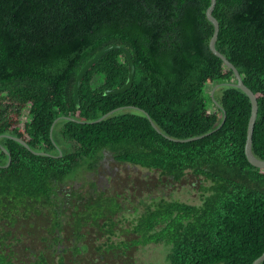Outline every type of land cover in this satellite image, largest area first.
Listing matches in <instances>:
<instances>
[{"label":"trees","instance_id":"1","mask_svg":"<svg viewBox=\"0 0 264 264\" xmlns=\"http://www.w3.org/2000/svg\"><path fill=\"white\" fill-rule=\"evenodd\" d=\"M209 5L210 0H0V264H80L79 252L89 250L84 228L114 235L122 212L118 201L98 192L95 198L71 192L59 197L80 169L95 170L106 153L173 183L194 177L204 184L200 203L160 198L147 205L132 223L137 247L162 244L167 264H253L263 254L264 169L253 166L245 152L250 99L228 85L209 96L212 109L206 97L208 88L211 93L218 84L235 82L233 70L210 49ZM213 14L220 24L216 48L258 99L253 153L264 160V0H217ZM116 44L132 54V87L106 94L122 88L129 76L124 52L113 50L84 76L77 104L79 71ZM126 106L149 113L161 133L133 109L92 123ZM224 111L225 122L214 131ZM65 116L81 122L61 119L51 136L54 121ZM4 135L53 156L36 155ZM3 147L11 153L8 167ZM70 195L76 197L71 225L77 256H17L12 228L42 209L54 210L53 241L62 244L55 208Z\"/></svg>","mask_w":264,"mask_h":264},{"label":"rangeland","instance_id":"2","mask_svg":"<svg viewBox=\"0 0 264 264\" xmlns=\"http://www.w3.org/2000/svg\"><path fill=\"white\" fill-rule=\"evenodd\" d=\"M210 90L211 88L207 89L206 97L212 109L213 105L209 99V96L212 97V91L208 93ZM27 114L26 110L24 116ZM202 186H204L203 182L194 177L184 179L181 183L170 182L161 178L157 172L120 164L110 153H106L95 170L80 169L75 178L63 185L59 191L60 198H64L67 192L68 194L70 192L81 195L90 194L93 198L96 196L94 192L104 193L109 196L106 201L116 200L121 204L122 212L114 220V235H110L109 239L105 230L99 231L95 227L87 226L83 229L86 236L83 242L89 246V250L87 252L85 249L82 250L84 253L78 255L81 257L76 259H81L80 264H167L166 248L162 244L150 243L136 247L139 243L134 242L130 256L120 258L118 255L121 252L117 250V247L108 253L104 247L108 244L135 240L132 223L146 210L147 205L155 200L165 198L190 204L200 203ZM75 198L70 195L64 199L66 200L64 206L55 208L59 211L58 219L61 228L57 231V235L61 236V239L63 237L62 244L58 245V241L52 240L54 210L42 209L39 214L31 215V218L22 220L17 227L12 228L16 238L13 241L16 255L24 258V256H36L45 251L48 256H77V252L73 251L76 244H73L72 236L74 235H72L71 225L75 221L74 209L71 206L72 202L76 203ZM58 200L59 204L60 199ZM101 256L105 258L102 259Z\"/></svg>","mask_w":264,"mask_h":264},{"label":"water","instance_id":"3","mask_svg":"<svg viewBox=\"0 0 264 264\" xmlns=\"http://www.w3.org/2000/svg\"><path fill=\"white\" fill-rule=\"evenodd\" d=\"M216 3L217 0H210V5L206 10V17L207 19L213 24L214 26V32L212 35V38L210 40L209 46L211 51L213 52L214 55H216L217 57H219L221 60L224 61V63L226 64V66L233 70L234 75H235V82H231V83H227V84H218L216 85L213 89H212V97L214 96L215 91L224 86V85H228L231 87H236L238 89H240L241 91H243L250 99L251 105H252V110H251V115H250V119H249V123H248V129H247V141H246V146H245V152H246V156L249 160V162L258 168H262L264 169V160L259 159L258 157L255 156V154L253 153V136H254V128H255V124L257 121V117H258V111H259V103H258V99L255 95V93L244 83L243 81V77L241 75V73L239 72V70L237 69V67L227 59V57L221 53L217 48H216V43L218 40V36H219V30H220V24L217 20V18L214 16L213 12L215 10L216 7ZM113 50H121L124 52L127 60H128V64H129V76H128V81L127 83L119 89H109L106 90V94L108 95H113V94H119L122 92H125L127 90H129L132 85H133V81H134V77H135V65L133 62V57L131 52L129 51V49L125 46L122 45H110L104 49H102L101 51H99L93 58H91L79 71L77 78H76V82H75V88H74V94H75V100L76 103L79 104V90H80V85L82 83V80L84 78V76L88 73V71L95 65V63L97 61H99L103 56H105L107 53H109L110 51ZM219 107L222 109V107L219 105ZM126 109H133V110H138L141 111L142 113H144L148 119L150 120V122L152 123V125L154 126V128L161 133L160 129L157 127V125L154 123V121L151 119V116L149 115V113H147L146 111H144L143 109L136 107V106H126V107H118L114 110H111L110 112L104 114L103 116H101L99 119H97L96 121L92 122H101L103 120H105L106 118L110 117L111 115H113L114 113L126 110ZM61 119H66V120H70V121H74V122H81L75 118L72 117H59L57 118L52 127H51V136L53 134L54 131V127L56 125V123L58 121H60ZM226 119V112L224 111V118L222 120V122L220 123V125L214 130H219ZM210 133H207L205 135H201V136H195V137H191V138H187V139H175V141H179V142H188V141H193V140H197L200 138H203ZM4 137L10 138L16 142H19L20 144H22L23 146H25V148L30 149L34 154L36 155H44V156H53L50 153H46V152H38V151H34L30 148V146L28 145L27 142H25L24 140H22L21 138L12 136V135H4ZM4 150V152L8 155V163L4 166V167H8L11 163V153L6 149V148H2ZM59 156H62V152L60 151ZM262 262H264V252L261 256H259L254 262L253 264H261Z\"/></svg>","mask_w":264,"mask_h":264},{"label":"flooded vegetation","instance_id":"4","mask_svg":"<svg viewBox=\"0 0 264 264\" xmlns=\"http://www.w3.org/2000/svg\"><path fill=\"white\" fill-rule=\"evenodd\" d=\"M53 239H57V238H55V236H53V238H52V240ZM55 241V240H54ZM134 241H136V239L135 240H132V241H129V242H122L123 244H122V246L120 245V246H118V248H117V250L118 251H120L121 252V254H119L118 256H130V253H131V249H132V247H134L133 246V243H134ZM117 244H121L120 242L119 243H117ZM137 247V246H136ZM108 253V252H107ZM82 253L81 252H79V255H81ZM64 256H66V255H64Z\"/></svg>","mask_w":264,"mask_h":264}]
</instances>
